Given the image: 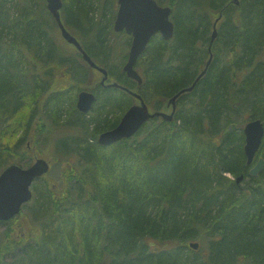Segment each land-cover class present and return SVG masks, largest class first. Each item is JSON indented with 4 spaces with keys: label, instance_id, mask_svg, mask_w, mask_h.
<instances>
[{
    "label": "trees",
    "instance_id": "16d2710c",
    "mask_svg": "<svg viewBox=\"0 0 264 264\" xmlns=\"http://www.w3.org/2000/svg\"><path fill=\"white\" fill-rule=\"evenodd\" d=\"M6 1L0 0V128L7 135L19 119L18 94L33 85L43 95L50 87L39 86L40 80L52 82L56 67L67 63L74 92L59 86L47 100L46 115L59 125L80 126L86 135L63 140L80 152L68 160L60 182L38 179L32 200L0 221L7 226L0 231V264H264V169L250 175L244 124L234 119L247 107L249 120L264 123V0H157L172 7L175 34L172 40L160 34L151 39L136 66L141 85L103 65L92 49L110 50L99 19L111 0H63L65 25L107 69V82L137 91L154 110H164L168 98L193 82L210 56L219 19L208 72L179 96L174 119H151L134 136L108 146L98 143V135L119 124L136 99L120 88L94 85L100 78L85 81L97 101L89 113L80 112L82 67L93 69L77 65L82 56L65 40L76 56L59 54L42 24L44 14L34 7L41 0H10L22 6L12 15ZM96 1L99 19L92 12ZM33 101L23 99L27 131L42 111ZM2 118L9 120L3 128ZM26 139L15 146H22L19 163L29 166ZM4 142L0 138V173L16 163ZM258 156L264 157V137ZM27 209L28 218L17 223ZM191 242L200 244L197 251Z\"/></svg>",
    "mask_w": 264,
    "mask_h": 264
},
{
    "label": "water",
    "instance_id": "95a60500",
    "mask_svg": "<svg viewBox=\"0 0 264 264\" xmlns=\"http://www.w3.org/2000/svg\"><path fill=\"white\" fill-rule=\"evenodd\" d=\"M52 17L60 30L63 40L72 48L81 54L83 61L91 68L100 72L101 77L94 85L105 87L120 88L130 95L136 101L132 104L122 116L119 124L114 128L102 131L98 136V143L101 145H111L124 138L134 136L143 125L150 119L162 117L163 120L172 121L177 111V99L185 92H191L197 82L203 77L211 65L213 59L212 44L218 36L217 23L214 22V28L210 41V57L205 63V68L187 87L182 88L174 96L169 98L167 106L171 107V112L164 110L151 109L143 96L124 85L117 82H107L108 71L105 67L100 66L89 55L79 39L65 25L61 9L62 0H45ZM239 4L238 0H234ZM172 7L163 6L157 0H118V10L114 21V29L118 32L125 31L132 36L131 46L128 52V58L124 64L123 70L127 76L137 80L139 85L143 83V77L136 69V64L146 50L152 37L158 33L165 40H171L174 37L175 25L171 19ZM96 96L89 90H81L78 94L77 107L81 112H88L93 107ZM245 137L244 152L247 157V163L250 164L256 157L264 137V123L260 119H251L243 127ZM264 169V159H260L257 165L251 170L252 176H258L259 172ZM50 170V163L44 158H38L28 167H22L18 164L7 166L0 173V220L8 221L19 214L22 207L32 200L34 182L47 174ZM244 178L243 175L237 177V183ZM190 246L197 248L199 243L191 242Z\"/></svg>",
    "mask_w": 264,
    "mask_h": 264
},
{
    "label": "rangeland",
    "instance_id": "374dc122",
    "mask_svg": "<svg viewBox=\"0 0 264 264\" xmlns=\"http://www.w3.org/2000/svg\"><path fill=\"white\" fill-rule=\"evenodd\" d=\"M15 1L14 2L16 4H18V0H15ZM238 1L240 3V0H238ZM107 4L108 5L106 6V9L103 11L104 12L103 15L101 13V9H99L100 8V1H96L95 8L92 9V12L95 14V17L98 15V19L102 15V18L99 19V21L101 23L100 25L104 26L103 34H104L105 39H106L105 43H106V45H108V48L110 50L108 53L105 52V54H104L103 50H100L99 46H97V45L96 46L93 45L92 49H94L96 52L99 51L97 54H99L100 57H102L105 60L103 65L110 66V67L114 66V67H116L117 71L118 70L124 71L123 67H124V64L126 63L127 58H128V52L130 49L132 36L125 33V32H118L114 29V21H115L117 10H118V0H115L114 2H113V0H111ZM104 5H105V2H104ZM163 5H167V4H163ZM6 6H7V8H9L11 15L19 13L20 12L19 9H21L20 8L21 4H19V6L18 5L16 6L12 2H10V0L6 1ZM34 7H35V9H38L40 12H42V14H44L43 18H45V20L42 22V24H43L44 28L47 29L48 37L51 39L53 45H55V47L58 49L59 54L63 55V57L64 56L65 57L70 56L71 58L76 56V55H73L74 54L73 49H71L69 46H67V44L64 43V41L61 37V34L57 29L58 27H57V25H56V23L52 17V14L47 7V2L45 0H41L40 3H38V1H37V3L34 4ZM11 38H12V36H9V35L7 36L8 44L12 43ZM225 53H226V50L224 48L221 49L220 54H219V58L222 61H224V59H225V56H224ZM76 63L80 67H82V64L85 65L84 61H82V63H80V61H76ZM66 65H67V63H66ZM66 65L64 64L65 67H62V68L60 66L56 67V70H55L54 74L52 75L53 76L52 82L48 83L44 80L43 81L40 80L39 86H42L43 88L50 87L47 92H45V91L42 92L43 95L37 94L36 89H35L36 86H33V85L30 86L33 88H29L25 93L23 92V93H20L17 95L18 99H20V101H21L20 107H22V109L17 112L16 116L21 121H24L23 123L20 122L19 119H13L12 121L14 123L12 125V129H10L9 133L6 132L7 135L0 128V138L2 139V141H4V139H5V142L2 144L6 147V149H12V153L10 154L9 160L14 161L20 165L27 167L26 163H24V162L19 163V160L22 157V155L20 153L22 146H15L18 139L26 137L28 139V140L26 139V141H25L26 144L28 145L27 149L31 150L29 152L30 157L28 159V160H30V162H28V161L27 162L32 164L33 162H35V160L37 158L46 159L50 163V166H51V169H50L48 175H46V176H48V178H50L53 183H57V182L59 183L60 182L59 180H61V178H62L63 171L65 170V168L67 167V165L69 163L68 160L73 161V159H76V157L78 156V154L80 152V150L78 149L79 146L75 147V145H70L68 147V144H66L65 141L63 143V140L64 139L67 140V138H76V137L84 139L83 137L86 135L82 131V129H81L82 127L72 125V124L67 125V126L64 124L59 125L58 123H56V122L52 121L50 118H48L49 117L48 115H46L47 114L46 109H45L46 103H47V100L49 99V97L51 96V94H53L54 92H57L58 91L57 88L59 86H63L64 88L66 87L65 88L66 90L71 89L70 82H72V79H70L68 75L70 74L73 77V73L67 72L68 70H67ZM85 67H86L85 69L82 67V69L84 71L83 74H85V76L80 77V80L78 81L77 87L79 90H78L77 94L82 89H85V85L83 84V82L87 81L89 83L91 81L90 83H92V82L94 83L96 79H99L101 77L100 74H98L96 71H93V70L91 71L87 66H85ZM86 74H88V78H86ZM41 77H43V76H41ZM87 82H85V83H87ZM71 91L74 92V88H73V90L71 89ZM24 97H27L28 100L37 99V101H33V105H35L36 102H39V105L42 106V108H41L42 111H40V113H39V111L37 112L35 124H32L28 128V131L25 130L26 124H24L25 120L23 119L24 117H27L29 115L23 109ZM235 104H236V106L238 105L236 102H235ZM76 107H77V105H76ZM26 110L28 111L27 108H26ZM83 113H85V112H83ZM74 114H76V113H74ZM85 114H87V112ZM250 118H251L250 117V111L248 110L247 107H245L242 110L240 109L238 111V116H237V118H234V119H237V121H239V122L243 121V124H245ZM5 119L7 120V118H2V121H1V123L3 124L2 128L6 125ZM7 121L9 124V120H7ZM37 121H38V123H37ZM40 127H41V129H39ZM88 137H91V135ZM71 147H73V148H71ZM68 148H71V149L69 150ZM260 155H261V153H260ZM228 176L233 177L230 174H228ZM243 184L245 185L246 182H243ZM26 218H28V209L24 211V215H21V217L17 223H22V221L25 220ZM5 227H7V226H5V225L0 226V231L4 230ZM191 248H192V250L194 249L195 251H197L199 249V246L197 248H193V247H191Z\"/></svg>",
    "mask_w": 264,
    "mask_h": 264
},
{
    "label": "flooded vegetation",
    "instance_id": "af4514ba",
    "mask_svg": "<svg viewBox=\"0 0 264 264\" xmlns=\"http://www.w3.org/2000/svg\"><path fill=\"white\" fill-rule=\"evenodd\" d=\"M211 48H212V46H211ZM209 57H210V56H209ZM209 67H210V66H209ZM204 68H205V64H204V66L202 67V69L199 71V73L196 75L195 79L197 78V76L201 73V71H202ZM208 69H209V68H208ZM207 72H208V70H207ZM125 73H126V72H125ZM126 75H127V74H126ZM205 75H206V74H205ZM205 75H204V76H205ZM129 78H130V77H129ZM202 78H203V77H201L200 80H201ZM131 79H132V78H131ZM195 79H194V80H195ZM133 80H134V79H133ZM194 80H193V81H194ZM200 80H199V81H200ZM136 81H137V80H136ZM199 81H198V82H199ZM137 82H138V81H137ZM198 82H197V83H198ZM192 83H193V82H192ZM192 83H191V84H192ZM191 84H190V85H191ZM193 90H194V89H193ZM193 90H192V91H193ZM192 91H191V92H192ZM173 96H174V95H173ZM171 97H172V96H171ZM171 97H170V98H171ZM168 100H169V98L165 101V102H166L165 107H167V108H166V109H167L166 111L171 112V110H172V106H171V107H168V106H167V103H168L167 101H168ZM177 100H178V99H177ZM96 101H97V96H96V100H95V102H94V104H93V107L95 106ZM76 105H77V103H76ZM93 107H92V109H93ZM77 108H78V107H77ZM150 108H151V107H150ZM177 109H178V104H177ZM176 112H177V111H176ZM123 115H124V114H123ZM123 115H122V116H123ZM121 118H122V117H121ZM156 118H160V119H162V117H156ZM153 119H154V118H153ZM120 120H121V119H120ZM116 126H117V125H116ZM112 128H114V127H112ZM110 129H111V128H110ZM105 130H108V129H105ZM103 131H104V130H103ZM104 146H105V145H104Z\"/></svg>",
    "mask_w": 264,
    "mask_h": 264
},
{
    "label": "bare ground",
    "instance_id": "6f19581e",
    "mask_svg": "<svg viewBox=\"0 0 264 264\" xmlns=\"http://www.w3.org/2000/svg\"><path fill=\"white\" fill-rule=\"evenodd\" d=\"M260 159H264L263 156H258L257 158H255L250 164L247 163V165L250 167L249 173L251 175V170L257 165L258 161ZM260 173V172H259ZM243 175V174H242ZM244 176V175H243ZM237 179V178H236ZM244 179V178H243ZM242 179V181H243Z\"/></svg>",
    "mask_w": 264,
    "mask_h": 264
}]
</instances>
